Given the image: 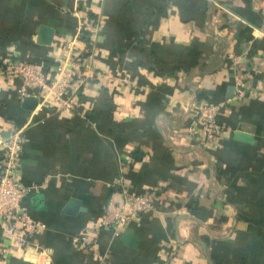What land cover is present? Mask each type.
Here are the masks:
<instances>
[{"label":"crops","instance_id":"obj_1","mask_svg":"<svg viewBox=\"0 0 264 264\" xmlns=\"http://www.w3.org/2000/svg\"><path fill=\"white\" fill-rule=\"evenodd\" d=\"M263 24L264 0H0V66L48 75L90 46L100 74L74 113L0 78V135L25 130L22 178L38 187L24 204L41 225L13 244L0 223L3 264H264ZM207 102L226 127L209 146ZM126 185L153 191L152 208L78 244Z\"/></svg>","mask_w":264,"mask_h":264},{"label":"built area","instance_id":"obj_2","mask_svg":"<svg viewBox=\"0 0 264 264\" xmlns=\"http://www.w3.org/2000/svg\"><path fill=\"white\" fill-rule=\"evenodd\" d=\"M264 30V24H263ZM72 46V43H69ZM83 50L69 46V52L56 65H50V73H43L35 63L29 60L13 59L0 66V78H19L20 95L26 98L32 94V89L43 91V97L48 104L54 102L70 113L79 111L85 104V92L90 84L99 80V72L92 70L91 50ZM240 64V61H238ZM241 65V64H240ZM92 72V73H91ZM247 75L241 73L237 77L238 94L243 95L250 88ZM256 86V90H263ZM230 101V100H229ZM223 103H203L196 126L205 135L204 144H217L226 132V127L218 119ZM198 128V129H199ZM25 143V130L14 129L8 135H0V223L6 240L13 244L24 243L28 237H33L41 225L27 211L25 198L38 186L28 185L22 178V159ZM153 191L132 192L128 185L124 186L120 199L109 200L106 215L101 221L88 223L77 238L78 244L90 249L89 235L91 231L109 229L118 232L139 217L142 212L153 206ZM6 243L0 239V264L6 260Z\"/></svg>","mask_w":264,"mask_h":264},{"label":"water","instance_id":"obj_3","mask_svg":"<svg viewBox=\"0 0 264 264\" xmlns=\"http://www.w3.org/2000/svg\"><path fill=\"white\" fill-rule=\"evenodd\" d=\"M236 138L244 141H253V135L251 133L238 130L236 131Z\"/></svg>","mask_w":264,"mask_h":264}]
</instances>
